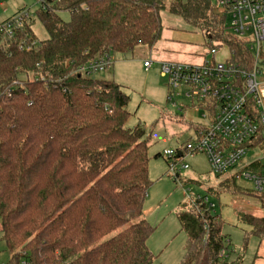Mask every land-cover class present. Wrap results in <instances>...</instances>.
<instances>
[{
  "label": "trees",
  "instance_id": "1",
  "mask_svg": "<svg viewBox=\"0 0 264 264\" xmlns=\"http://www.w3.org/2000/svg\"><path fill=\"white\" fill-rule=\"evenodd\" d=\"M47 10L35 14L47 40L29 52L0 44V233L8 264H153L146 242L154 228L143 219L102 241L143 215L152 185L146 133L141 125L126 128L129 98L120 85L80 71L140 45L152 49L164 11L204 29L206 46L224 44L242 67L252 68V56L209 0H58ZM30 24L25 33L33 41ZM263 167L247 171L260 175ZM236 181L230 176L220 188L250 194L264 209V194ZM238 219L249 228L244 247L248 236L264 241V215ZM177 220L186 235L180 264H241L240 254L228 261L224 223L203 202L198 212L179 211Z\"/></svg>",
  "mask_w": 264,
  "mask_h": 264
},
{
  "label": "rangeland",
  "instance_id": "2",
  "mask_svg": "<svg viewBox=\"0 0 264 264\" xmlns=\"http://www.w3.org/2000/svg\"><path fill=\"white\" fill-rule=\"evenodd\" d=\"M22 8H29L34 14L38 10V5L36 0H2L0 21ZM217 10L215 14H218ZM160 16L162 34L157 45L158 55L169 54L171 56L169 60L194 64L209 51L206 46L208 36L204 29L188 26L182 19L166 11L161 12ZM60 18L64 21L69 20V16L63 13L60 14ZM211 24L210 29H216L212 22ZM31 30L38 42L48 39L46 30L36 17L32 18ZM227 31L229 32L228 29ZM213 45L217 46L220 43L213 42ZM152 49L140 45L128 54H116L112 58L109 70L93 76V78L114 81L128 96L126 110L130 117L126 128L132 130L141 125L146 133L150 157L148 177L152 184L144 202L142 217L131 221L102 241L111 239L144 218L154 228V232L146 242L149 251L155 256L153 264H180L184 255L186 237L185 233L180 231L177 213L192 209L190 197L206 195L215 204L214 211L224 223L223 234L231 242L228 261H234L240 254L243 256L241 264H264V254H262L264 241L259 248L258 239L247 235L248 239L244 247V235L249 228L238 219L242 214L241 209L234 208L238 203L241 207L248 205L250 211L258 209L248 214L263 216L264 209L255 197L247 193L233 194L220 188V184L229 177V174H214L203 155L187 157L185 162L189 168L181 171L178 179L174 180L169 175L163 152L175 150L192 139L194 130L189 125L200 124V116L191 107L190 102L183 100L182 97L176 98L174 103L166 102L169 91L166 80L160 77L155 67L148 73L143 68V62L149 57ZM225 53V48L221 46L219 57H224ZM257 155L260 157L264 155L263 146L251 151L244 162ZM236 186L243 190H253V184L249 181H236ZM2 249L5 247L0 233V255Z\"/></svg>",
  "mask_w": 264,
  "mask_h": 264
},
{
  "label": "built area",
  "instance_id": "3",
  "mask_svg": "<svg viewBox=\"0 0 264 264\" xmlns=\"http://www.w3.org/2000/svg\"><path fill=\"white\" fill-rule=\"evenodd\" d=\"M50 1L58 0H36L38 10L34 14L29 8H22L0 21V44L4 41L15 43L20 51H31L38 40L29 41L25 25L32 23L37 12L48 11ZM209 1L218 9L219 17L225 18L231 35L248 48L253 66L246 69L234 62V53L220 42H217L220 45L212 44L208 48L209 51L199 65L159 62L158 73L166 80L169 89L166 102L174 103L176 98L182 97L190 102L203 121L197 125L198 130L193 131L192 139L175 150L164 151L163 156L166 158L168 173L174 180L178 179L181 171L189 168L185 162L187 157L203 155L214 174H229L235 176L237 181H249L253 184L252 192L262 195L264 167L260 175L247 171V168L255 164L264 166V155H257L246 162L244 159L258 146L264 147V0ZM17 33H24L23 38H18ZM221 46L226 53L219 59ZM154 64L151 60L144 61L143 68L149 71ZM111 65L112 58L105 56L90 61L80 72L85 77H93L109 70ZM17 85L23 89L21 84ZM250 100L253 101L256 116L249 112ZM259 135L262 142L257 144L255 142ZM203 197H190L191 208L198 212L203 202L214 211L215 204L208 196Z\"/></svg>",
  "mask_w": 264,
  "mask_h": 264
},
{
  "label": "crops",
  "instance_id": "4",
  "mask_svg": "<svg viewBox=\"0 0 264 264\" xmlns=\"http://www.w3.org/2000/svg\"><path fill=\"white\" fill-rule=\"evenodd\" d=\"M12 16V15H11ZM9 18V17H8ZM158 43H159V41L157 42V44L153 47V49L151 50V53H150V55H149V57L147 58V59H145L144 61H147V60H151V61H153V62H155V64H154V66L152 67V68H154L155 67V69L158 71V66H157V64L159 63V62H166V61H168V62H177V61H172V60H169L168 58H170L171 56L169 55V54H167V55H158V52H157V45H158ZM171 54H174V53H171ZM204 57H205V55H203V56H201V58H199V61L197 62V63H194L193 65H199V64H201L202 62H203V60H204ZM219 59H220V57H219ZM178 63H185V62H178ZM186 64H188V63H186ZM149 71H151V69L149 70ZM149 71H146L147 73L149 72ZM263 94H264V91H263ZM184 110V109H183ZM182 110V111H183ZM200 123H203V121H202V119L200 118ZM230 177V176H229ZM228 178V177H227ZM226 179V178H225ZM239 204V203H238ZM238 204H236L235 206H234V208L236 209H241V212H242V214L244 213V212H246V213H252V212H255V211H257L258 209H253V211H250L249 210V207H248V205H246V206H240V205H238ZM255 208V207H254ZM244 209H248V211H246V210H244ZM143 220H145L144 218H143ZM146 221V220H145ZM147 222V221H146ZM179 227H180V225H179ZM180 231H181V229H180ZM185 237H186V235H185ZM262 243H260L259 241H258V245H259V248H260V245H261ZM1 255H0V264H8V262H9V260H10V255L7 253V251L5 250V249H2L1 250ZM262 254H264L263 252H262ZM264 256V255H263ZM260 257V256H259Z\"/></svg>",
  "mask_w": 264,
  "mask_h": 264
}]
</instances>
